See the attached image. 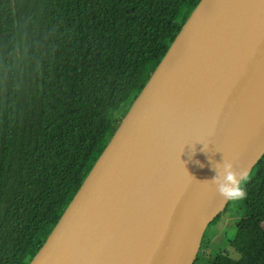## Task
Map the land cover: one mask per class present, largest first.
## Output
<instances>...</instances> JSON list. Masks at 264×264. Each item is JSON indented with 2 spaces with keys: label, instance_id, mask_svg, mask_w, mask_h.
<instances>
[{
  "label": "water",
  "instance_id": "1",
  "mask_svg": "<svg viewBox=\"0 0 264 264\" xmlns=\"http://www.w3.org/2000/svg\"><path fill=\"white\" fill-rule=\"evenodd\" d=\"M264 155V0H201L30 264H194Z\"/></svg>",
  "mask_w": 264,
  "mask_h": 264
},
{
  "label": "trees",
  "instance_id": "2",
  "mask_svg": "<svg viewBox=\"0 0 264 264\" xmlns=\"http://www.w3.org/2000/svg\"><path fill=\"white\" fill-rule=\"evenodd\" d=\"M201 0H0V264H30ZM230 200L231 258L264 264V155Z\"/></svg>",
  "mask_w": 264,
  "mask_h": 264
},
{
  "label": "rangeland",
  "instance_id": "3",
  "mask_svg": "<svg viewBox=\"0 0 264 264\" xmlns=\"http://www.w3.org/2000/svg\"><path fill=\"white\" fill-rule=\"evenodd\" d=\"M236 221L237 218L233 214L228 213L224 214L218 223L214 225L213 223H211L203 236L201 246L203 245L204 240L207 238L209 248L214 252L228 255L231 258H237L238 253L236 252L234 247L229 244L231 236L235 234L236 231ZM204 249L205 248H203V250L200 249L199 253L205 254ZM213 257V254H211L208 258H206L205 261L200 264H208Z\"/></svg>",
  "mask_w": 264,
  "mask_h": 264
},
{
  "label": "clouds",
  "instance_id": "4",
  "mask_svg": "<svg viewBox=\"0 0 264 264\" xmlns=\"http://www.w3.org/2000/svg\"><path fill=\"white\" fill-rule=\"evenodd\" d=\"M224 171V180H215L221 196L227 200L243 199L246 196V192L243 187L242 176H238L237 173L233 171L231 164H226Z\"/></svg>",
  "mask_w": 264,
  "mask_h": 264
}]
</instances>
